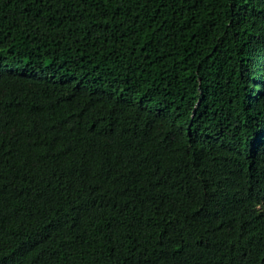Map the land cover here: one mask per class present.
<instances>
[{
	"label": "trees",
	"instance_id": "16d2710c",
	"mask_svg": "<svg viewBox=\"0 0 264 264\" xmlns=\"http://www.w3.org/2000/svg\"><path fill=\"white\" fill-rule=\"evenodd\" d=\"M0 264H264V0H0Z\"/></svg>",
	"mask_w": 264,
	"mask_h": 264
}]
</instances>
